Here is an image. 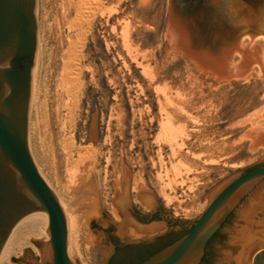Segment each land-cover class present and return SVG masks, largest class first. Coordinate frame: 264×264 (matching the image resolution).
<instances>
[{"label":"rangeland","instance_id":"1","mask_svg":"<svg viewBox=\"0 0 264 264\" xmlns=\"http://www.w3.org/2000/svg\"><path fill=\"white\" fill-rule=\"evenodd\" d=\"M166 6L167 0H36L28 148L63 208L72 264H101V250L85 242L86 210L74 213L70 206L91 173L101 211L105 206L114 222L110 197L113 189L120 192L122 164L130 173L131 207L149 211L134 203L139 184L170 219L192 221L211 188L264 158L263 147L250 152L249 139H239L249 123L220 130L264 108L260 67L251 66L242 78L216 80L180 52L161 60ZM245 43L247 36L239 45ZM250 44L261 49L264 75V42ZM238 61L232 53L231 65ZM124 237L133 242L144 236ZM22 238L8 264L25 249L40 263L29 240L47 237ZM250 264H264V249L252 254Z\"/></svg>","mask_w":264,"mask_h":264},{"label":"water","instance_id":"2","mask_svg":"<svg viewBox=\"0 0 264 264\" xmlns=\"http://www.w3.org/2000/svg\"><path fill=\"white\" fill-rule=\"evenodd\" d=\"M35 7L36 0H0V253L23 217L41 214L46 217L44 234L48 240H29L39 254L38 264H72L67 254L63 208L38 173L28 148V114L37 52ZM245 36L249 44L255 37L264 36V0H167L160 58L163 60L170 51L180 52L195 70L216 80L242 78L251 66H258L264 79L261 49L255 44L240 46ZM232 53L240 56L234 66ZM245 123L250 127L239 139H249L247 150L252 152L258 145L264 148V108L237 122L222 124L220 130ZM262 164L264 158L211 188L202 197L201 202L205 198L207 205L195 220L177 221L189 226L188 232L139 264H199L207 242L231 213L229 228L215 237L219 246L208 248L207 257L212 259L223 248L224 264H250L252 254L264 249ZM121 169L120 192L113 189L110 197L116 222L109 218L105 206V214L101 211L92 173L89 181L71 195L74 213L86 210L85 242L101 250V264H108L113 254L109 243L115 240L125 245L164 234H159L165 228L163 223L142 225L123 215L125 205L131 207L130 173L124 164ZM138 189L137 199L143 206L151 209L153 202L170 219L152 191H145L139 184ZM124 234L144 237L132 242ZM10 260L15 264H37V257L28 249L22 251L21 257Z\"/></svg>","mask_w":264,"mask_h":264},{"label":"flooded vegetation","instance_id":"3","mask_svg":"<svg viewBox=\"0 0 264 264\" xmlns=\"http://www.w3.org/2000/svg\"><path fill=\"white\" fill-rule=\"evenodd\" d=\"M152 205V208L146 212L141 211L136 207H128L126 204L123 209V215L142 225H146L152 222L163 223L165 226L164 234L148 241H141L125 245L118 244L116 240L115 242L109 243V246L113 247V254L109 259L108 264H119L120 262H123V260L135 256H137V258L128 264H139L188 232L189 226H185L177 221H171L169 217L163 216L162 210L153 202ZM231 216L232 213L229 215V217H227L225 222L207 242L203 257L201 258L199 264H224V258L221 254V251L224 250L223 248L219 249L217 251L218 253L210 260L207 257V249H217L219 243L214 241L215 237L219 235L220 232H222L224 229L229 228L228 222Z\"/></svg>","mask_w":264,"mask_h":264},{"label":"bare ground","instance_id":"4","mask_svg":"<svg viewBox=\"0 0 264 264\" xmlns=\"http://www.w3.org/2000/svg\"><path fill=\"white\" fill-rule=\"evenodd\" d=\"M247 39L249 40V37H247ZM256 40H262L264 42V36L255 37L251 43H253ZM241 46H243V45H241ZM250 46H251V44H250ZM165 122H163V123H165ZM167 122H169V121H167ZM162 125H164V124H162ZM164 126H168V125H164ZM173 139H174V137H173ZM162 140H164V138ZM168 142H170V141H168ZM168 144H169V147L171 148L172 153H173V148H174L173 143H168ZM118 190H120V183L118 184ZM133 191L137 192V189L135 187H133ZM134 203L138 204V205H142L140 203V201L137 199V196H136V199L134 200ZM112 214L114 216L113 209H112ZM114 218H116V217L114 216ZM45 228H46V217L45 216H43L41 214H31V215H27V216L23 217L15 225V227L11 231L5 245L3 246V249L1 250L0 264H8L9 256L12 255L15 248L18 246H21L23 244L22 243V239H23L22 237L24 235H26V236L27 235H36L37 236L38 235L40 237L42 236V237L46 238V236L43 235V230ZM34 252L36 253L37 256H39L36 249L34 250Z\"/></svg>","mask_w":264,"mask_h":264},{"label":"trees","instance_id":"5","mask_svg":"<svg viewBox=\"0 0 264 264\" xmlns=\"http://www.w3.org/2000/svg\"><path fill=\"white\" fill-rule=\"evenodd\" d=\"M262 165H264V164H262Z\"/></svg>","mask_w":264,"mask_h":264}]
</instances>
